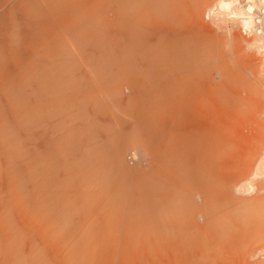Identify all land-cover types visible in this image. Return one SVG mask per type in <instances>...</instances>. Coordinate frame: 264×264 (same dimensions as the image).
<instances>
[{"label": "bare ground", "instance_id": "6f19581e", "mask_svg": "<svg viewBox=\"0 0 264 264\" xmlns=\"http://www.w3.org/2000/svg\"><path fill=\"white\" fill-rule=\"evenodd\" d=\"M0 264H264V0H0Z\"/></svg>", "mask_w": 264, "mask_h": 264}]
</instances>
